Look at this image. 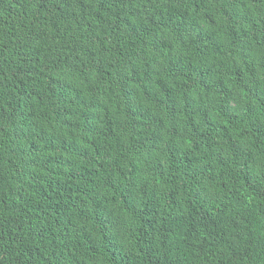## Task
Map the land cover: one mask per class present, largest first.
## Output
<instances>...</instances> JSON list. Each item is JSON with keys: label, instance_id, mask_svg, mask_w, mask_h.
I'll use <instances>...</instances> for the list:
<instances>
[{"label": "trees", "instance_id": "16d2710c", "mask_svg": "<svg viewBox=\"0 0 264 264\" xmlns=\"http://www.w3.org/2000/svg\"><path fill=\"white\" fill-rule=\"evenodd\" d=\"M0 264H264V0H0Z\"/></svg>", "mask_w": 264, "mask_h": 264}]
</instances>
